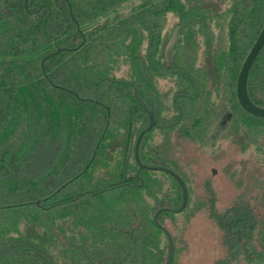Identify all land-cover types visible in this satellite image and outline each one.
Returning a JSON list of instances; mask_svg holds the SVG:
<instances>
[{
  "label": "trees",
  "instance_id": "1",
  "mask_svg": "<svg viewBox=\"0 0 264 264\" xmlns=\"http://www.w3.org/2000/svg\"><path fill=\"white\" fill-rule=\"evenodd\" d=\"M130 1L28 0L26 7L24 0H0V264L18 258L21 264H50L43 252L54 249L72 253L73 264H95L94 255L83 253L126 244L130 184L118 171L112 182L105 173L93 179L90 169L70 181L73 175L63 165L79 153L86 164L93 159V166L117 136L127 149L148 123L135 88L150 105L156 76H180L176 102L186 135L201 138V126H222V116L231 111L228 134L244 136L245 148H264V117L244 110L237 98L242 65L264 27V0H229L219 22V12L186 8L182 0H141L130 12L100 21ZM170 12L180 16L181 31L190 37L178 51L180 61L177 45L168 66L159 48ZM223 23L229 26L230 51L220 53L225 72L219 68L213 78L227 101L220 107L208 104L213 89L207 90V75L194 65L200 36L207 33L211 44L212 29ZM147 40L149 55L143 52ZM123 62L130 63L132 83L114 75ZM247 87L253 102L264 106V46ZM52 149L56 159L49 169ZM133 187V202H143L139 182Z\"/></svg>",
  "mask_w": 264,
  "mask_h": 264
},
{
  "label": "flooded vegetation",
  "instance_id": "2",
  "mask_svg": "<svg viewBox=\"0 0 264 264\" xmlns=\"http://www.w3.org/2000/svg\"><path fill=\"white\" fill-rule=\"evenodd\" d=\"M213 49H211L210 54L212 53L211 55L215 59V64L218 65L220 63H218V61H221L220 56L218 55L219 51L217 48L214 50ZM205 75H207L206 80L209 82L211 74L205 71ZM123 82L132 83L129 80H125ZM208 88H211V86ZM155 93L156 94L154 97L150 98V105L144 101L148 108H150L152 105L154 106L156 123L151 128V130L144 134L142 138L139 151L141 162L153 168L162 167L172 169L185 180L184 176H182V174H180L179 171L174 168V166H172V163L166 162L164 157L161 156L160 158L149 159L148 161L143 156V140L147 134L149 135L153 128L160 127L158 126V120L160 116L159 113L160 111L163 112V109L165 108V104H163V95L158 92L156 84ZM176 99L177 96H175L174 107L175 109H178V116L170 128L172 129L175 127L176 129L174 130L178 129L176 133L178 136L177 138L182 137L184 140L189 142L187 138L188 135H186L184 132L183 126H180L182 114L181 110L177 106ZM140 113L143 116V112ZM144 113L148 123L147 126H144L142 131H144L149 124V115L145 109ZM230 118L231 116L229 115L228 120ZM200 128H204V135H201L199 142L207 143L213 138L212 133L208 132L211 126H201ZM203 131L201 132L202 134ZM138 136L130 140L127 145L128 147L126 146L127 154L125 163H123L119 158L116 159L118 168L115 170V172L118 170L119 174L121 175V180L130 184L131 186L129 190L130 202L127 209L128 233L126 244H120L121 250H104L88 253L85 252L83 254L87 256L94 255L96 259L93 261V263L95 264H135V259H140V261H138L139 264H165L169 254V237L161 228L158 227L155 222V214L159 212L160 223L168 228L173 239L174 257L172 264H264V235L262 234L263 225L261 212L263 206L259 202H256L255 196L252 198L250 197L252 188H249L250 186L246 187L245 185L243 188H234V193L232 195H227L226 202H218L217 196V200L214 199V192L212 187H210L209 182H206L207 185H204V187L201 189L188 187V202L183 210L177 211L182 206L183 202V191L180 184L172 174L164 169L155 170L151 168H140V165L137 163L135 158V146ZM239 138L243 143L242 149L244 150L248 148L244 147L245 137L239 136ZM111 142L112 140L110 141L109 146L111 145ZM56 146L59 150L60 146ZM122 146L123 144H121L120 147ZM108 149L110 148H107V150ZM112 150L113 149H111V151ZM141 150L143 157H141ZM51 152L53 154H51L49 157L47 165L49 169L55 165L56 159L54 157L56 154L54 153L53 149ZM115 152L116 150L113 154H115ZM203 153L206 159L212 161V158L206 152ZM68 158L73 159L72 161H69ZM68 158L63 166L65 167V171L68 176L73 175V178L70 181L80 176L83 177L86 169L91 170L92 167H98V165H101L99 166L100 169L104 167L102 171H99V173L97 172L98 175L105 173L107 176H109L111 182L115 179L114 169L111 168L108 170L110 166L108 164H103L102 160L99 161L100 159L92 166L94 160L91 159L90 162L86 164L85 156L80 155L79 153L77 155L68 156ZM150 161H152V163H150ZM201 161L203 160L201 159ZM132 167L134 168L132 169ZM144 170L162 171L167 173L178 184L179 192L174 193L172 190H165L162 192V194H160L162 195L160 198L154 193L153 197L155 198V203L150 204L145 200V197L151 198V192L143 194V191L146 190L145 186L139 183L141 189L139 190L137 188V190H139L142 194L143 202L134 203L133 192L136 191V188L133 186L140 180L142 183L144 182V176L140 175L144 172ZM214 171L217 170L212 168V174ZM214 174H216V172ZM245 179L246 177L242 178L243 184ZM111 182H108L107 184H111ZM54 193H56V191ZM54 193L49 197H53ZM190 195L194 197V202L192 203L190 202ZM77 196L79 195L77 194ZM57 204L58 203H52L50 207ZM177 214H180L181 218L177 219ZM50 215L54 216V218L56 216L53 210L51 211ZM170 222H175V229L170 228ZM17 237L19 236L17 235ZM122 248H125L126 250H122ZM17 254L21 255V252L19 251ZM30 254L37 255V252H31ZM43 255H46L50 258V264H52L54 260L57 261L56 264H73V261L71 260L72 253L68 251L54 252V250H51L48 252H43ZM59 256L63 258V261L60 263L58 262ZM22 262L23 261H21L20 258L16 259L14 262L8 260L2 261L3 264H21ZM27 262L28 261H24V263ZM31 262L32 264L37 263L36 260H32ZM42 262L46 263L47 261L43 260ZM80 262L84 264L87 263L86 260H81ZM90 263L91 262H88V264Z\"/></svg>",
  "mask_w": 264,
  "mask_h": 264
},
{
  "label": "rangeland",
  "instance_id": "3",
  "mask_svg": "<svg viewBox=\"0 0 264 264\" xmlns=\"http://www.w3.org/2000/svg\"><path fill=\"white\" fill-rule=\"evenodd\" d=\"M182 1L184 2L186 8H208L209 12L211 13L219 12L217 17H215L217 22H219L218 18L223 17L221 12L228 10L230 7L229 0ZM140 2L141 0H131L127 4L122 5L121 7L111 11L109 14L101 17L100 21L102 22L108 18L116 19L118 15L130 12L133 8L137 7ZM229 19L230 16L228 20ZM181 24V18L178 14L170 12L166 15L165 22L163 24V33L159 54H163L165 57V49L171 38L172 32L177 26H180ZM212 33L215 36V39L211 44L208 43L210 36H208L207 33H204L200 36L199 39L201 41V45L199 49V59L194 66L195 68H200L201 70L205 69L203 70L204 72L206 71L211 74L206 88L208 90L209 86L212 87L213 99L209 101L208 104L218 103V106L220 105V107H224L227 104L226 100L223 101L225 96L224 91L220 89V86L219 89L218 86L216 87V83L213 78L215 76L214 73L218 72L219 68L221 71L223 69V72H225V59L222 60L223 65H216L215 59L211 55L212 53L210 54V52L211 49L217 48L220 58V53H223V57L228 55L230 51L229 26L228 24L224 25L223 23L221 26L214 27L212 29ZM189 37V32L180 30L176 43V46L178 45L176 49V63H178L177 61H180L178 51L182 52L181 46L188 41ZM148 47L149 43L147 40L143 46V52L144 50L147 52ZM149 53L150 52H147L146 55H149ZM114 75L117 78L128 80L131 77L130 63L123 62L119 64V67H117L115 70ZM155 84L158 92L163 95V104H165V108H161L163 109V112L160 111L159 113L160 116L158 120V126L160 127L153 128L149 135L147 134L143 140V156L145 159L149 161V159H156L160 158L161 156L164 157L166 162L172 163V166H174V168H176L179 173L184 176L187 188L192 187L201 189L204 187V185H207L206 182H209L210 187H212L214 192V199L217 200V196L218 202H226L227 195H232L234 193V188H243L244 185L246 187L250 186L249 188H252L250 197L252 198L255 196L256 202H259L263 206L261 212L263 225L262 234L264 235V148L261 146L259 147V145L250 144L248 148L243 150V143L239 136L233 137L228 134L226 123L228 122V116H231V111H228L222 116V126H212L210 128L208 132L212 133L213 138H209L210 140L207 143H201L199 142L201 138L195 139L190 135L187 137L189 142L184 140L182 137L177 138L178 136L176 133L178 129L174 130L176 129L175 127L171 129L170 126H172V123L177 119L178 116V109H175L174 101L177 92L180 90V88H182L181 78L179 75H160L155 77ZM121 138L122 137L117 136L115 139H112L111 145L108 146L110 149H106L104 151V160L102 157L99 158L102 160L103 164H108L110 166L108 170L112 168L114 169V172L118 168L116 159L119 158L123 163H125L126 159V149L123 152V148L120 147L122 144ZM111 149L113 150L111 151ZM115 150L116 152L113 154ZM203 152H206L212 158V161L206 159L203 155ZM201 159L203 161H201ZM150 163H152V161H150ZM99 166L101 165H98V167ZM98 167H92L91 170H89V175H92L93 179L97 178L99 171L104 169V167H102V169ZM133 168L134 167H132V169ZM212 168L217 170L214 171L216 174H212ZM142 175L144 176V182L142 183L141 180L138 182L145 186L146 190L143 191V194L151 192V198L145 197V200L150 204L155 203V198L153 197L154 193L160 198V196H162L160 194H162V192L165 190H172L174 193L179 192L178 184L167 173L162 171L148 170L143 172ZM114 176L116 178V173ZM243 177H246L244 184L242 183ZM190 199L191 203L194 202V197L192 195H190ZM176 218H181V215L177 214ZM169 225L170 228L175 229V222H170ZM54 252L60 251L54 249ZM61 261H63V258L59 256L58 262L60 263Z\"/></svg>",
  "mask_w": 264,
  "mask_h": 264
},
{
  "label": "water",
  "instance_id": "4",
  "mask_svg": "<svg viewBox=\"0 0 264 264\" xmlns=\"http://www.w3.org/2000/svg\"><path fill=\"white\" fill-rule=\"evenodd\" d=\"M25 1V6H28V0H24ZM2 8L5 9V3L2 2ZM180 26H177L171 35V38L166 46L165 49V57L167 60L168 65H172V61H173V51L178 39V34H179V30H180ZM264 46V27L262 28L260 34L258 35L256 41L254 42L251 50L249 51L243 65L241 68V71L239 73L238 76V81H237V98L241 104V106L250 114L257 116V117H264V106H260L257 105L253 102V100L251 99L249 93H248V87H247V83H248V76H249V72L252 68V65L256 59V57L258 56L259 52L261 51L262 47ZM61 50V48L57 49V52H59ZM135 95L137 97V99L140 101L141 105L144 107V109L146 110V112L149 115V124L148 127L142 131L136 141V146H135V158L137 163L140 165V168H151V169H161V170H166L167 172H169L170 174H172L175 179L178 181V183L180 184L182 191H183V202H182V206L177 210V211H181L185 208L187 202H188V188L186 185L185 180L175 171H173L172 169L169 168H162V167H151V166H147L145 164H143L141 162V158H140V144L142 141V138L144 136V134L146 132H148L149 130H151V128L155 125L156 121H155V109L154 106L152 105L150 108H148L146 106V104L144 103V101L141 99L140 95L138 94L137 89L135 88ZM141 113L139 114V117H141ZM1 159H4V155L1 156ZM155 222L158 225L159 228H161L166 235L169 237V254L167 256V260L165 264H172L173 262V257H174V243H173V239L171 236V232L168 230L167 227H165L164 225H162L159 221V212H157L155 214Z\"/></svg>",
  "mask_w": 264,
  "mask_h": 264
}]
</instances>
